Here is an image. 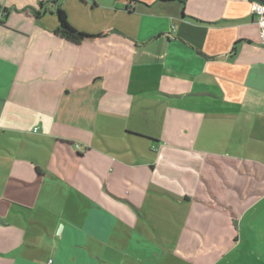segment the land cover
Here are the masks:
<instances>
[{
    "label": "crops",
    "instance_id": "crops-1",
    "mask_svg": "<svg viewBox=\"0 0 264 264\" xmlns=\"http://www.w3.org/2000/svg\"><path fill=\"white\" fill-rule=\"evenodd\" d=\"M252 2L0 0V264H264Z\"/></svg>",
    "mask_w": 264,
    "mask_h": 264
},
{
    "label": "built area",
    "instance_id": "built-area-1",
    "mask_svg": "<svg viewBox=\"0 0 264 264\" xmlns=\"http://www.w3.org/2000/svg\"><path fill=\"white\" fill-rule=\"evenodd\" d=\"M251 14L256 17L257 23L260 27V42L264 45V2L258 0H252ZM4 12L0 10V22L3 20ZM76 147H78L76 145ZM52 260L49 259L47 264H51Z\"/></svg>",
    "mask_w": 264,
    "mask_h": 264
},
{
    "label": "trees",
    "instance_id": "trees-1",
    "mask_svg": "<svg viewBox=\"0 0 264 264\" xmlns=\"http://www.w3.org/2000/svg\"><path fill=\"white\" fill-rule=\"evenodd\" d=\"M258 1H260V2H264V0H258ZM64 26L66 27V26H67V24H65ZM66 28H68V29H69V27H66Z\"/></svg>",
    "mask_w": 264,
    "mask_h": 264
}]
</instances>
